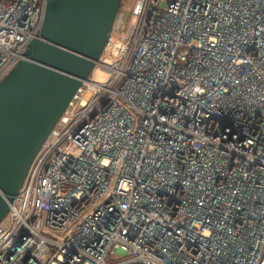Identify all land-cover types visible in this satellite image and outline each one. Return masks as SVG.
Returning a JSON list of instances; mask_svg holds the SVG:
<instances>
[{
  "label": "built area",
  "instance_id": "built-area-1",
  "mask_svg": "<svg viewBox=\"0 0 264 264\" xmlns=\"http://www.w3.org/2000/svg\"><path fill=\"white\" fill-rule=\"evenodd\" d=\"M45 9L0 0V83ZM95 69L0 225V264H264V0H136Z\"/></svg>",
  "mask_w": 264,
  "mask_h": 264
},
{
  "label": "water",
  "instance_id": "water-1",
  "mask_svg": "<svg viewBox=\"0 0 264 264\" xmlns=\"http://www.w3.org/2000/svg\"><path fill=\"white\" fill-rule=\"evenodd\" d=\"M123 0H46L24 59L0 83V225L31 166L91 77Z\"/></svg>",
  "mask_w": 264,
  "mask_h": 264
},
{
  "label": "rangeland",
  "instance_id": "rangeland-1",
  "mask_svg": "<svg viewBox=\"0 0 264 264\" xmlns=\"http://www.w3.org/2000/svg\"><path fill=\"white\" fill-rule=\"evenodd\" d=\"M136 0H124V3L122 4V9L126 10L128 9ZM129 14L125 13V17H127ZM109 76V71L106 69H95L92 73V77L98 81V82H104Z\"/></svg>",
  "mask_w": 264,
  "mask_h": 264
},
{
  "label": "trees",
  "instance_id": "trees-1",
  "mask_svg": "<svg viewBox=\"0 0 264 264\" xmlns=\"http://www.w3.org/2000/svg\"><path fill=\"white\" fill-rule=\"evenodd\" d=\"M123 3H124V0H123ZM123 3H122V4H123ZM121 7H122V6H121ZM121 10H122V8H121Z\"/></svg>",
  "mask_w": 264,
  "mask_h": 264
}]
</instances>
